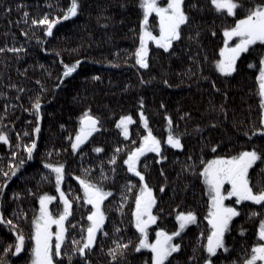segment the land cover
Returning a JSON list of instances; mask_svg holds the SVG:
<instances>
[{
	"label": "snow or ice",
	"instance_id": "6c2138e0",
	"mask_svg": "<svg viewBox=\"0 0 264 264\" xmlns=\"http://www.w3.org/2000/svg\"><path fill=\"white\" fill-rule=\"evenodd\" d=\"M44 4L50 10L55 9V11H46L43 15L38 14L31 17L28 11H24L21 19L25 24H28L29 18L31 19L29 29L43 26L45 36H53L54 25L77 16L82 7L81 0H71L67 9L62 8L60 0H44ZM206 4L211 7L216 16L224 18V24L219 30L222 33L223 45L218 48V58L212 61L213 66L219 74L229 77L239 71L238 61L242 59V54L253 57L247 67L256 70L255 80L258 85L257 94L260 97L259 107L261 109L259 122L264 125V0H206ZM26 7L23 3L16 5L18 11ZM120 7L122 9L127 7L124 0H121ZM136 7L140 10L139 31L137 33L135 28L130 31L133 32L134 38L138 36L139 43L135 47L134 58L136 65L140 68L150 67L149 42L154 43L158 49H163L164 53L169 56L175 55L174 42L179 43L185 39V28L189 29L187 36L190 42L189 50H191V45L195 44L201 52H205L201 43L204 32L195 15L196 13L204 14L206 5L201 3V0H166V3L162 0H136ZM4 11L10 12V9L6 8ZM56 12H63V15H58ZM153 13L155 14L154 19L158 21V35L153 33L149 23V17ZM100 18V16L97 17L98 20ZM103 18L106 21L112 20L111 16ZM17 23L19 24V21ZM214 25L215 21H213V26H209L207 30L212 38H217L218 32ZM21 34L27 37L28 31L22 29ZM12 38L15 41L14 34ZM23 51V47H9L7 43L0 47V53H13L17 60L21 59L20 54ZM256 53H258V64L255 62ZM57 55L60 54L57 53ZM188 60L191 64H195L198 70L200 69L202 62L198 53L189 55ZM208 60L209 57L205 52L203 63H207ZM79 64V60L71 65L64 64V71L57 79L63 80L64 77L70 76ZM25 72H21V75ZM177 75L187 76L189 79L192 76L208 79L199 71L194 72L191 65L183 73ZM92 79L96 80L99 77ZM140 82L141 84L147 83L143 79ZM36 83L40 85V92L36 93L34 99L30 97V108L9 104L7 102L10 99L8 93L0 91V97L6 101L3 111H0V144L9 145L11 157L16 158L15 163L8 160L6 171L5 157H0V174L3 177L0 181V226L6 228L14 237V240L0 252V264H15L10 257L19 259L25 253L28 257L27 264H65V262L66 264H94L92 257L97 252V248L108 258L106 264H134L130 256L139 257L135 264H181L176 257L184 249L183 237L190 225L199 227V215L194 208L189 207L186 211L176 212L177 227L175 230L168 231L161 227L159 222L164 219V208L160 206L162 197L154 194V186L148 182L154 164L162 165L168 159L164 154L167 149H164L162 144L166 143L172 149L186 147L182 141L187 133L174 131L172 117L167 113L163 102L160 107L165 109L164 119L167 122L168 132L166 140L162 141L153 134L149 117L144 110L146 101L141 97L138 101L139 124L143 126L145 134L140 136L139 146H133L128 150L127 146L118 145L106 156L104 147L93 146L91 152L99 155L95 158L96 163L89 162L87 167L84 163L89 153L84 150L87 147L85 142L89 141L93 133H99L104 128V121L98 115H94L90 108H86L77 117L78 126L74 130V135L64 123L59 124L60 134L68 133V135H62V140L69 147L53 146L42 155L50 158L54 154L68 153L70 149L73 158H80V175H77L75 179L79 182V191L82 192V196L72 195L71 185L67 192L61 187L66 176L69 175L67 161L51 162L48 159H42L41 163L46 171L39 172L37 187L45 183L51 184L54 180L55 191L59 194V203L62 204L58 214L49 207L52 201L57 200V196L49 192H34L31 188H26L13 190L11 195H8L6 187L11 177L17 176L18 173L23 176L21 169H24L26 162L33 160L35 153L39 151L38 139L42 132L41 94L46 89L41 81L37 80ZM163 83L172 87L167 79H164ZM211 86L216 92L220 91L215 81H212ZM7 87L16 90L17 100L21 98L20 93L25 92L24 87L11 82ZM59 87V84L54 85L53 91ZM18 106L23 111L32 114L35 123L30 130L29 127H25L22 131H18L16 143L11 145L10 132L15 129L8 128L4 122L7 119L9 123H15L11 119V112ZM213 110L218 113L224 112V105L221 104L218 108L213 105ZM184 118L191 119V116L185 112L181 119ZM225 118H227L226 114ZM133 123L131 114L121 115L115 122V127L120 130L119 134L125 140L129 139V125ZM210 126L215 128L217 125L213 121ZM203 131L204 128L197 124L193 129V134ZM254 132L261 133L259 139H264V128H255ZM244 135L248 136L251 141L252 137L247 131ZM25 138L27 143L24 142ZM132 143L135 145L136 142ZM200 143V156L188 154L181 164V171L177 173L178 178L187 174L198 179L203 189L202 196L207 197V212L204 216V220L207 221L206 234L205 230L201 229L192 246V255L187 256L184 264H264V149L254 144L250 149L242 147L239 151L233 150L231 154L221 155L218 154L221 145L206 143L203 137ZM209 144L213 156L211 159H205L204 148ZM21 149L24 155H18ZM125 152L126 155H123ZM146 153L156 155L152 161H149ZM258 162L260 168L254 169V165ZM94 168L96 169L95 176L93 175ZM250 169H253V172H250ZM121 172L125 173L123 177L120 175ZM128 173L132 174V177H129ZM159 175L167 181V173L163 167L159 169ZM133 177L138 180L134 181ZM120 179L124 182L119 183L117 198L111 186L117 185ZM168 186V183L160 184V193H166ZM172 187L174 199L176 185L173 184ZM193 187L195 185L188 182L183 185V190L187 192ZM25 197H35L39 205L31 218L30 236H26L24 229L20 227L21 219L25 223L28 222L25 210L20 207ZM110 197L112 200L109 203L108 198ZM9 202L14 203L16 207H13L10 213H6ZM247 202L258 205L260 210L251 208ZM179 207L178 204L177 208ZM246 208L249 209L247 219L249 221L258 219L259 221L255 232L257 240L253 242L250 249L246 250V255L241 259L219 260V257L224 254L230 256L235 250L234 244L228 243V237L236 227L234 218H239L244 214ZM129 210L130 218H128ZM113 211L118 214L119 221L112 219L110 213ZM173 211L176 210L173 209ZM77 213H80L79 220L76 219ZM106 220L111 222V231L107 230L109 224ZM152 225L156 226L154 239L150 237V226ZM129 227L134 228L135 232L125 239ZM246 232L247 229L241 225L239 234L242 241ZM109 236L112 237L111 245L105 247L103 241ZM241 246L243 247V242ZM96 264L99 262L97 261Z\"/></svg>",
	"mask_w": 264,
	"mask_h": 264
},
{
	"label": "trees",
	"instance_id": "16d2710c",
	"mask_svg": "<svg viewBox=\"0 0 264 264\" xmlns=\"http://www.w3.org/2000/svg\"><path fill=\"white\" fill-rule=\"evenodd\" d=\"M124 2L127 7L122 9L120 7L121 0H81L82 7L77 16L60 21L53 27L54 35L45 36L43 26L29 29L31 19L29 18L28 24H25L21 19L24 11H28L30 17L38 14L43 15L46 11H55V9L47 8L44 0H0V47L7 43L9 47H23L24 49L20 54V60H17L13 53H0V91L8 93L10 99L7 102L9 104L30 108V97L34 99L36 93L40 92V85L36 81H41L46 89L41 94L42 132L38 139L39 151L35 153V158L27 161L25 168L21 169L23 176L18 173L17 176L11 177L6 192L9 196L13 190L26 188H31L34 192H49L57 196V200H54L49 207L58 214L62 204L59 203V194L55 191L54 180L51 184L45 183L39 188L37 187L36 181L40 178L39 172L46 171L41 163L42 159H48L51 162L67 161L69 175L66 176L61 187L67 192L71 185L72 195L82 196V192L79 191V182L75 179L77 175H80V158H73L70 149L68 153L54 154L50 158L42 155L53 146L57 148L69 147L62 140V135H68V133L64 132L61 135L59 124L64 123L74 135V130L78 126L77 117L86 108H90L94 115H98L104 121V128L99 133H93V136L89 137L90 142H85L87 147L84 150L89 153L84 163V166L87 167L89 162L96 163L95 158L99 155L91 152L93 146L104 147L106 149L105 156L118 145H125L128 150L133 146H139L140 136L145 134L143 126L139 124L138 101L141 97L146 101L144 110L149 117L153 134L162 141L166 140L165 136L168 132L167 122L164 119L165 109L160 107L163 102L167 113L172 117L174 131L187 133L182 141L186 147L172 149L166 143L162 144V147L167 149L164 154L168 159L162 165L154 164L148 182L154 186V194L162 197L160 206L164 208V219L159 222L161 227L168 231L175 230L177 227L176 212L186 211L189 207L194 208L199 215V227L190 225L186 229L182 241L184 249L176 257L181 264H184L187 256L192 255V246L201 229L205 230L206 234L207 221L204 220V216L207 212V197L202 196L203 189L198 179L187 174L178 178L177 173L181 171V164L188 154L200 156L201 137L206 143L221 145L218 151V154L221 155L231 154L233 150L239 151L242 147L250 149L254 144L264 149V139H259L261 133L254 132L255 128H264L259 122L261 109L259 107L260 97L257 94L258 85L255 80L256 70L248 69L247 64L253 59L248 54H242V59L238 61L239 71L229 77H224L215 70L212 61L218 58V48L223 45L222 33L219 30L224 24V18L216 16L211 7L207 6L206 0H201V3L206 5L204 14L196 13L195 15L204 32L201 43L209 57L208 62L203 63L205 52H201L195 44H192L191 50H189L190 42L187 40L189 29L185 28V39L179 43L174 42L175 55L169 56L164 53L163 49H158L157 46L151 44L149 46L150 67L148 69L140 68L139 65H136L134 58L135 47L139 43L138 36L134 38L133 32L130 31L133 28L137 33L139 31L140 10L136 7V0H124ZM20 3L27 7L18 11L16 5ZM70 3L71 0H60L64 9H67ZM6 8L10 9V12H5ZM56 14L63 15V12H56ZM98 16L101 17L99 20ZM105 16H111L112 20L106 21L103 18ZM213 21H215L214 27L218 32L217 38H212L211 33L207 30L209 26H213ZM155 23V20H151L153 29ZM22 29L28 31L27 37L21 34ZM13 34L16 37L15 41L12 38ZM57 53L60 55L58 56ZM193 53H198L202 62L199 70L195 64H191L188 60V56ZM255 55V62L258 64V53ZM76 60L80 61L76 70L70 76L64 77L63 80L57 79L64 71L63 65H71ZM190 65L194 72L199 71L202 76H206L208 79L204 80L201 76H192L189 79L187 76L177 75L183 73ZM21 72H25V74L21 75ZM93 77H99V79L94 80ZM141 79L147 83L141 84ZM164 79H167L172 87L165 85ZM212 81H215L217 88L220 89L219 92L212 88ZM10 82L25 88V92L20 93L19 100L15 98L16 90L7 87ZM56 84H59L60 87L53 91ZM74 97L77 99L74 100ZM5 102L0 97V111H3ZM221 104L224 105V112L218 113L213 110V105L218 108ZM185 112L190 114L191 119H181ZM126 114H131L134 121L129 125L128 140H125L119 134L120 130L115 127L116 120ZM225 114L227 118H225ZM17 117L20 119L17 120ZM11 119L15 121L14 124L9 123L7 119L4 123L8 128L15 129L10 132L11 145H15L17 132L22 131L25 127H29L30 130V127H34L35 122L33 115L23 111L19 106L11 112ZM213 121L217 125L215 128L210 126ZM197 124L204 128V131L193 134V129ZM245 131L252 137L251 141L248 136L244 135ZM133 141L136 142L135 145H133ZM24 142L27 143L26 138ZM210 144L204 148L205 159H211L213 156ZM9 147V145L0 144V157H5L6 171L8 160L16 162V158L10 155ZM18 155H24L22 149ZM123 155H126V152ZM145 155L149 161H152L156 154L146 153ZM143 159L142 157L141 160L143 161ZM161 167L167 173V181L159 175ZM259 168L258 162L257 165H254V169ZM250 172H253V169H250ZM95 174L96 169L94 168L93 175L95 176ZM124 174L121 172V177ZM127 175L132 177L130 173ZM2 179V174H0V181ZM133 180H138V178L133 177ZM123 182V179H120L117 185L111 186L117 198L119 183ZM188 182L194 184L195 187L185 192L183 185ZM163 183L169 185L166 193L159 191V186ZM173 184L176 185L174 199ZM108 199L110 203L112 198ZM247 203L251 208L260 210L258 205H253L252 202ZM178 204L179 208H177ZM13 207L16 205L9 202L6 213H10ZM20 207L25 210L28 221L25 223L21 219L20 227L24 229L26 236H30V222L34 210L39 207L38 202L35 197H25ZM248 211L249 209L246 208L244 214L239 218H234L236 227L228 237V243L234 244L235 250L230 256L224 254L219 257V260L241 259L246 255V250L250 249L253 242L257 240L255 232L259 221L258 219L249 221L247 219ZM84 215L86 216V213ZM110 215L112 219L119 221V216L115 211ZM128 218H130V210ZM76 219H80V213H77ZM106 223L109 224L107 230L111 231V222L106 220ZM241 225L247 229L243 241L239 234ZM155 228V225L150 227V235L153 234ZM134 232L135 229L129 227L125 239L132 236ZM111 239L112 237L109 236L107 240L103 241L105 247L111 245ZM13 240L14 237L8 230L0 226V252ZM242 242L243 247L241 246ZM68 247L70 248V245ZM129 258L133 259L135 264L139 257L130 256ZM27 259L26 253L19 259L10 257V260L15 264H27ZM92 259L94 264L97 261L99 264H106L108 258L101 254L97 248Z\"/></svg>",
	"mask_w": 264,
	"mask_h": 264
},
{
	"label": "rangeland",
	"instance_id": "374dc122",
	"mask_svg": "<svg viewBox=\"0 0 264 264\" xmlns=\"http://www.w3.org/2000/svg\"><path fill=\"white\" fill-rule=\"evenodd\" d=\"M162 2H165L166 3V0H162ZM154 16H155V14L153 13L150 17H149V23H150V25H152L151 24V20H155L154 19ZM155 28L153 29V27H152V30H153V33L154 34H156V35H158V21L157 20H155ZM155 45L154 43H152V42H149V46L150 45ZM156 46V45H155ZM263 127H264V125H263ZM130 131V130H129ZM167 135H168V133L166 134V136H165V139H166V137H167ZM53 202V201H52ZM150 227H152V226H150ZM150 237L152 238V239H154L155 238V230L153 231V234L152 235H150Z\"/></svg>",
	"mask_w": 264,
	"mask_h": 264
}]
</instances>
